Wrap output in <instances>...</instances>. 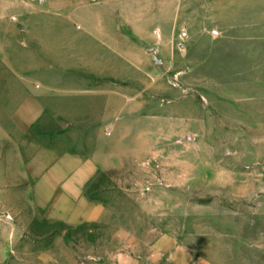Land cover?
Returning <instances> with one entry per match:
<instances>
[{
    "label": "rangeland",
    "instance_id": "rangeland-1",
    "mask_svg": "<svg viewBox=\"0 0 264 264\" xmlns=\"http://www.w3.org/2000/svg\"><path fill=\"white\" fill-rule=\"evenodd\" d=\"M144 4L150 18L125 25L131 40L107 59L123 72L101 79L121 84L131 108L117 134L106 126L100 137L95 122L71 129L46 116L29 128L21 155L10 137L15 106L1 84L19 68L55 76L45 72L52 59L34 48L38 0H0V264H52L63 232L83 241L63 224L40 221L30 193L43 158L56 155L42 152L75 143L122 147V165L102 170L86 192L116 216L108 224L124 228L125 245L171 233L213 264H264V0ZM77 77L84 78L68 74V83Z\"/></svg>",
    "mask_w": 264,
    "mask_h": 264
},
{
    "label": "crops",
    "instance_id": "crops-1",
    "mask_svg": "<svg viewBox=\"0 0 264 264\" xmlns=\"http://www.w3.org/2000/svg\"><path fill=\"white\" fill-rule=\"evenodd\" d=\"M146 1L38 0L43 17L34 23L36 38L41 35L34 48L42 57L52 59L45 72L54 75V80L47 79L43 69L19 68L12 73L14 80L1 84L4 101L8 99L15 106L14 122L18 126L10 137L21 155L25 153L29 128L35 123L37 126L46 116L66 120L65 127L71 129L86 128L83 123L95 122L101 130L100 137L104 136L102 130L106 126L112 127L110 135L117 134L119 120L130 117L131 108L125 104L121 84L101 79L109 73L123 72L117 66L109 67L107 59L123 50L118 43L125 37L131 40L123 32L125 25H137L134 19L139 17L150 18ZM144 10L145 14H141ZM68 74L73 80L75 75L84 78L77 77L80 82L68 83ZM97 77L100 82H93ZM46 152L56 155L43 158L42 170L31 185L35 216L42 222L60 223L67 230L83 235L80 241L65 232L59 234L52 244V264H213L171 233L151 238L146 233L138 244L132 241L125 245L124 228L109 226L108 222L116 216L101 200L90 197L86 187L102 170L122 165V147L112 152L99 143L87 151L75 143L70 148L42 153Z\"/></svg>",
    "mask_w": 264,
    "mask_h": 264
},
{
    "label": "water",
    "instance_id": "water-1",
    "mask_svg": "<svg viewBox=\"0 0 264 264\" xmlns=\"http://www.w3.org/2000/svg\"><path fill=\"white\" fill-rule=\"evenodd\" d=\"M162 61L160 59H156V64H160Z\"/></svg>",
    "mask_w": 264,
    "mask_h": 264
},
{
    "label": "built area",
    "instance_id": "built-area-1",
    "mask_svg": "<svg viewBox=\"0 0 264 264\" xmlns=\"http://www.w3.org/2000/svg\"><path fill=\"white\" fill-rule=\"evenodd\" d=\"M107 134L108 135H110L111 134V130L109 129V130H107Z\"/></svg>",
    "mask_w": 264,
    "mask_h": 264
}]
</instances>
